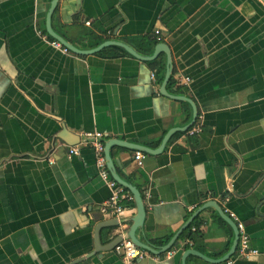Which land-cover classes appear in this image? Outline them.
I'll return each mask as SVG.
<instances>
[{"label":"crops","instance_id":"0c3cea01","mask_svg":"<svg viewBox=\"0 0 264 264\" xmlns=\"http://www.w3.org/2000/svg\"><path fill=\"white\" fill-rule=\"evenodd\" d=\"M49 3L0 0V264L78 258L74 264H125L113 250L86 257L98 222L116 217L100 212L110 189L85 134L156 148L168 129L190 120L192 107L160 94L148 61L52 46L45 30ZM51 26L81 49L118 39L152 53L155 45L142 51L147 45L140 37L168 45L166 89L192 99L200 131L174 133L160 154L143 152L141 166L134 149L113 145L109 151L120 176L142 194L143 237L165 244L214 200L243 223L258 250L249 258H237L235 250L230 264H264V2L58 0ZM155 59L166 63V54ZM180 75L189 77L187 85L178 83ZM75 144L79 152L68 158ZM135 213V203H128L119 225L101 230L100 243L128 228ZM218 217L212 207L201 210L192 245L178 238L172 254L151 253L135 264H182L187 249L221 257L234 235ZM184 264L227 263L188 254Z\"/></svg>","mask_w":264,"mask_h":264},{"label":"water","instance_id":"95a60500","mask_svg":"<svg viewBox=\"0 0 264 264\" xmlns=\"http://www.w3.org/2000/svg\"><path fill=\"white\" fill-rule=\"evenodd\" d=\"M58 0H50L48 10L46 12L45 16V30L46 33L53 39L57 40L58 42L61 43L62 46H64L68 51L78 54V55H88V54H94L99 52L105 47L108 46H118L122 48L125 52H127L129 55L134 56L135 58L142 60V61H151L155 59L160 52H164L166 54V63H165V73L163 76V79L161 81L160 87H159V92L160 94L167 96L169 98H173L175 100H181L188 102L191 107H192V113L190 120L182 125V126H174L170 129L167 130L165 135L162 137L159 145L156 148H150L148 146H144L141 144H136L133 142H128L126 140L120 139V138H109L107 140H103L101 138V141L104 143V156L106 159V165L108 168V171L110 173V176L120 185L124 186L126 189H128L134 196V203L136 206V213L134 216L131 218V224L128 226V228H125L121 232H118L110 242H108L105 245H102L100 243V232L103 228L105 227H110V226H118L119 222L116 218L113 219H108V220H103L98 222V224L95 227L94 230V250L87 254L86 257L92 256L96 252H102L105 250H112L113 247L120 242L123 238L131 240L135 245L149 251L152 254L160 255L168 250H170L178 241L179 236L182 234V232L190 225V223L194 220L195 216L203 209L207 207H212L214 208L219 216L228 224L231 226L233 230V241L231 243L230 248L228 251L222 255L219 258L213 259L205 256L201 252L195 250V249H187L183 253L182 257V264H184V258L188 254L196 255L201 258L208 259L210 261L214 262H223L227 261L235 252L237 243H238V229L236 226V222L228 216V214L221 208V206L214 200H208L204 202L201 206H199L191 215L190 217L178 228V230L171 236V238L163 245L161 246H154L151 244L148 240L144 239L143 237V224H144V219L146 216V207L143 202L142 194L140 190L133 185L132 183L126 181L123 179L118 171L115 168L114 162L110 156V148L113 145H120L126 148L138 150L147 154H152V155H157L160 154L168 140L171 138V136L176 133V132H184L187 131L189 127H191L194 122L196 121L198 117V111L196 108V105L186 95H181V94H171L167 91L166 86L169 82L171 72H172V58H171V53L168 45L164 42H158L155 44L152 53L150 54H142L139 51H137L133 46L130 44L126 43L125 41L118 40V39H106L99 43L98 45L89 48V49H81L78 48L77 46L73 45L69 41H67L63 36H61L59 33H57L51 26V16L52 13L56 7ZM264 2V0H262ZM82 260V258H78L76 260H73L70 264H74L76 262H79Z\"/></svg>","mask_w":264,"mask_h":264},{"label":"built area","instance_id":"2783aa9c","mask_svg":"<svg viewBox=\"0 0 264 264\" xmlns=\"http://www.w3.org/2000/svg\"><path fill=\"white\" fill-rule=\"evenodd\" d=\"M86 23H89L87 21ZM154 32L156 34L159 33L158 29H155ZM157 40H160V37H158ZM51 45L55 48H58L64 52H68V50L61 45L60 42H58L55 39H52L50 41ZM151 78L156 81L155 73H151ZM178 83L187 85L190 81L188 76H178L177 78ZM198 117L194 124L188 128L186 133L188 135H195L197 132L200 131V124L197 122ZM86 137L88 138L85 143H87L89 146L93 148L94 154H95V164L98 169V175L100 178L106 183L108 188L110 189V194L108 198L100 205V212L107 216V217H116L120 214H122L125 206L128 203L134 202V196L133 194L126 189L124 186L117 183L111 176L108 171L107 165H106V159L104 156V143L101 141L102 134L100 132H94V133H86ZM79 152V146L77 144L69 146L67 149V156L68 158H71L72 156L78 154ZM144 153L141 151L136 150L134 152V161L138 166H141L143 163ZM52 162V160H50ZM231 183H229V187H231ZM230 218L233 220L235 219V214L233 212H226ZM237 229H238V243L236 247V257L237 258H249L252 255H256L258 253V250L255 248H252L250 245L249 237L247 233L245 232L244 225L242 222L236 223ZM190 231L193 233L196 231L195 226H191ZM185 245H192V239L186 237L184 239ZM116 255H118L121 260L125 264H135L136 261L142 260L146 257H154L149 251L135 245L131 240L123 238L120 242H118L112 249ZM174 250H168L166 252L167 256L172 254ZM227 264H230L231 261L227 260Z\"/></svg>","mask_w":264,"mask_h":264},{"label":"trees","instance_id":"16d2710c","mask_svg":"<svg viewBox=\"0 0 264 264\" xmlns=\"http://www.w3.org/2000/svg\"><path fill=\"white\" fill-rule=\"evenodd\" d=\"M51 40L53 39V38H51L50 36H48ZM140 39V41L142 42V43H145L146 45H147V49H142V51L144 50V52H151V50H152V47H153V45H155L156 44V40L155 39H146L145 37H140L139 38ZM102 40H97V41H95L94 43H93V46H95V45H97V44H99L100 42H101ZM106 53H111V54H113L114 56H117V55H127L128 53L127 52H125L122 48H120V47H118V46H109V47H105V48H103L102 50H100L99 52H98V54H100V55H104V54H106ZM129 55V54H128ZM148 63L150 64V66L152 67V68H154L155 70H156V77H157V80H158V82H161L162 81V79H163V73H164V69H165V62L164 61H161V63L160 62H158V60L157 59H153V60H151V61H148ZM171 80V79H170ZM180 133H182V132H178L177 134H180ZM219 219H220V221L221 222H223V223H225L224 222V220L223 219H221L220 217H218ZM196 225V221H195V219L190 223V225L182 232V234L179 236V238H186V237H188V238H192V232L190 231V228H191V226H195ZM149 242L151 243V244H153L154 246H161V245H163L162 244V242L161 241H155V240H153V239H150L149 240Z\"/></svg>","mask_w":264,"mask_h":264}]
</instances>
